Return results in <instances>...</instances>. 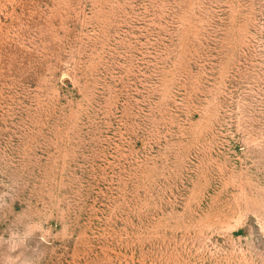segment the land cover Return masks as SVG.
<instances>
[{"label":"rangeland","instance_id":"rangeland-1","mask_svg":"<svg viewBox=\"0 0 264 264\" xmlns=\"http://www.w3.org/2000/svg\"><path fill=\"white\" fill-rule=\"evenodd\" d=\"M0 264H264V0H0Z\"/></svg>","mask_w":264,"mask_h":264}]
</instances>
